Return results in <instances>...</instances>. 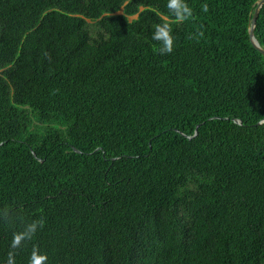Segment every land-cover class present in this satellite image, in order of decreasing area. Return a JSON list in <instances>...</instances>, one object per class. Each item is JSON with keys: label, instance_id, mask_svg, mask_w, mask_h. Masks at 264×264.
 I'll list each match as a JSON object with an SVG mask.
<instances>
[{"label": "trees", "instance_id": "16d2710c", "mask_svg": "<svg viewBox=\"0 0 264 264\" xmlns=\"http://www.w3.org/2000/svg\"><path fill=\"white\" fill-rule=\"evenodd\" d=\"M260 1L0 0V264H264Z\"/></svg>", "mask_w": 264, "mask_h": 264}, {"label": "clouds", "instance_id": "9594fccd", "mask_svg": "<svg viewBox=\"0 0 264 264\" xmlns=\"http://www.w3.org/2000/svg\"><path fill=\"white\" fill-rule=\"evenodd\" d=\"M167 9L170 13V18L177 24H182L193 16V10L184 2V0H168ZM204 12L208 11V5L205 3L201 5ZM172 27L169 22H162L154 25V32L152 39L160 42L162 45L159 49L161 55L170 54L173 50V37L171 35ZM200 36H203L201 31ZM7 215V213H5ZM45 221L43 218L39 220H33L30 223H26L23 229L13 234L12 247L19 248L24 241L31 240L38 229L44 227ZM13 253H9L10 264H12L11 257ZM47 256L39 252L37 247H33L29 264H46Z\"/></svg>", "mask_w": 264, "mask_h": 264}, {"label": "water", "instance_id": "95a60500", "mask_svg": "<svg viewBox=\"0 0 264 264\" xmlns=\"http://www.w3.org/2000/svg\"><path fill=\"white\" fill-rule=\"evenodd\" d=\"M263 4H264V0H261L258 3V6H257V8H256V10L254 12V16H253L251 27H250V38H251V41H252L253 45L258 49V51L260 53H262L264 55V50L260 47L257 39L255 38V28H256L257 18H258V14H259L260 8L262 7ZM198 127H197V130H198ZM197 130H196V134H197Z\"/></svg>", "mask_w": 264, "mask_h": 264}, {"label": "rangeland", "instance_id": "374dc122", "mask_svg": "<svg viewBox=\"0 0 264 264\" xmlns=\"http://www.w3.org/2000/svg\"><path fill=\"white\" fill-rule=\"evenodd\" d=\"M87 28L92 34H95L97 32V25L91 20H87Z\"/></svg>", "mask_w": 264, "mask_h": 264}]
</instances>
